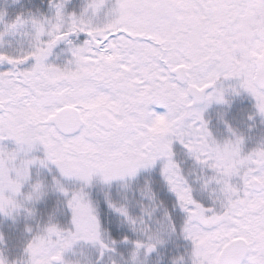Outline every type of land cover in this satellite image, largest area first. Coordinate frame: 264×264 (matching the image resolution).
Listing matches in <instances>:
<instances>
[{
  "label": "snow or ice",
  "instance_id": "obj_1",
  "mask_svg": "<svg viewBox=\"0 0 264 264\" xmlns=\"http://www.w3.org/2000/svg\"><path fill=\"white\" fill-rule=\"evenodd\" d=\"M0 264H264V0H0Z\"/></svg>",
  "mask_w": 264,
  "mask_h": 264
}]
</instances>
